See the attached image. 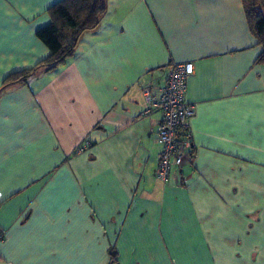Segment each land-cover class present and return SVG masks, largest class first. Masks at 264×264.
I'll use <instances>...</instances> for the list:
<instances>
[{"label": "crops", "instance_id": "obj_1", "mask_svg": "<svg viewBox=\"0 0 264 264\" xmlns=\"http://www.w3.org/2000/svg\"><path fill=\"white\" fill-rule=\"evenodd\" d=\"M57 1L0 0V87L48 56ZM261 51L240 0H107L65 64L0 90V264H264ZM183 62L192 153L162 182L142 90Z\"/></svg>", "mask_w": 264, "mask_h": 264}, {"label": "trees", "instance_id": "obj_2", "mask_svg": "<svg viewBox=\"0 0 264 264\" xmlns=\"http://www.w3.org/2000/svg\"><path fill=\"white\" fill-rule=\"evenodd\" d=\"M250 33L262 51L256 59L264 65V0H240ZM107 0H59L46 9L49 23L35 31L36 38L48 49L46 58L32 68L14 71L7 75L0 87L1 92L12 85H25L38 68L53 70L71 58L82 32L94 29L106 12ZM190 134L189 130L184 132ZM192 153V147L190 154ZM110 262L116 260V252L109 250Z\"/></svg>", "mask_w": 264, "mask_h": 264}, {"label": "built area", "instance_id": "obj_3", "mask_svg": "<svg viewBox=\"0 0 264 264\" xmlns=\"http://www.w3.org/2000/svg\"><path fill=\"white\" fill-rule=\"evenodd\" d=\"M194 65L192 62L172 64L167 73V79L157 98L151 97L150 90L144 88L143 95L148 107L143 114L153 109L161 112V119L157 128V142L161 147L156 176L165 182L173 166H180L190 156L192 147L189 130V120L195 111V105L186 101L185 92L187 78L192 75ZM90 142H85L80 148L84 151ZM5 239V232L0 229V243Z\"/></svg>", "mask_w": 264, "mask_h": 264}, {"label": "rangeland", "instance_id": "obj_4", "mask_svg": "<svg viewBox=\"0 0 264 264\" xmlns=\"http://www.w3.org/2000/svg\"><path fill=\"white\" fill-rule=\"evenodd\" d=\"M70 59V58H69ZM68 61V59L67 60H65V62H67ZM65 64V63H64ZM63 65V63L62 64H60V67ZM38 71H36V73L33 75V77H31L30 79H32V81L33 82H37L38 81V79L39 78H43V76L41 75L42 73H40L41 71H42V68L40 67V68H38L37 69ZM57 71H58V69H57ZM23 85V84H22ZM18 86V85H17Z\"/></svg>", "mask_w": 264, "mask_h": 264}]
</instances>
